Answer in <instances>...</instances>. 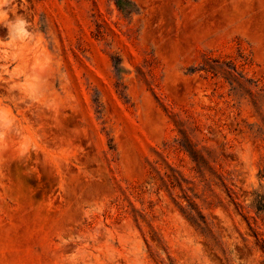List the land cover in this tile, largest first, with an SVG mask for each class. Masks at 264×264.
<instances>
[{
	"label": "rangeland",
	"instance_id": "1",
	"mask_svg": "<svg viewBox=\"0 0 264 264\" xmlns=\"http://www.w3.org/2000/svg\"><path fill=\"white\" fill-rule=\"evenodd\" d=\"M123 1L0 0V264H264V115L192 73L264 88V0Z\"/></svg>",
	"mask_w": 264,
	"mask_h": 264
},
{
	"label": "trees",
	"instance_id": "2",
	"mask_svg": "<svg viewBox=\"0 0 264 264\" xmlns=\"http://www.w3.org/2000/svg\"><path fill=\"white\" fill-rule=\"evenodd\" d=\"M117 5L122 10H127L123 0H116ZM192 73H202L206 77H211L212 79H222L225 84L229 86V96L234 97L241 103L244 100H248L250 104L256 109V112L263 114V105L260 104V98L264 97V88L259 90V92H254L258 85L253 86V82L248 80L242 71H239L238 66L227 60L224 57H213L205 56L198 67H195ZM194 124V123H193ZM240 127L241 124L237 123ZM257 128V129H255ZM193 131H197L198 127L194 126ZM251 134L257 136H262L264 127L251 125L249 127ZM176 149L180 152L188 155L192 163L197 167V170L201 171L202 168L208 166V162L205 160L204 155L201 151L194 148L192 145L187 143H177L175 141ZM157 165L158 162H155ZM156 176L153 177L155 184L159 185L158 191H173L175 188H182L183 184L186 182L183 178V174L176 168L168 165V170H162L160 167H156ZM173 202L178 208L181 215L189 221L192 225L197 228L205 229L207 228V220L205 216L197 209V207L188 201L187 205H183L180 201L173 198ZM253 207L258 213L264 214V196L260 194H254ZM141 218L143 215L140 213ZM136 222L139 223V218L136 216Z\"/></svg>",
	"mask_w": 264,
	"mask_h": 264
}]
</instances>
